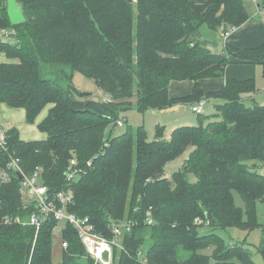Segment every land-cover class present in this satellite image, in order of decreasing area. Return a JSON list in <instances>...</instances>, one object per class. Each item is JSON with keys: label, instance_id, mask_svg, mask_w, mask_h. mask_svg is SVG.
<instances>
[{"label": "trees", "instance_id": "16d2710c", "mask_svg": "<svg viewBox=\"0 0 264 264\" xmlns=\"http://www.w3.org/2000/svg\"><path fill=\"white\" fill-rule=\"evenodd\" d=\"M26 21L12 25L7 0H0V28L15 30V42L0 40V103L24 108L41 140L26 141L8 128L9 156L20 158L25 174L42 169L50 194L71 189L68 211L88 217L96 232L112 238V223L134 221L132 231L115 247L116 264H257L242 242L227 243L218 233L200 229L261 228L257 206L264 202V105L246 104L257 81L229 80L218 92L205 93L200 80L222 77L234 57L260 63L264 43L240 48L219 41L205 44L203 27L224 39L243 25L249 12L243 0H17ZM42 64L57 72L44 75ZM94 80L105 100L91 99L74 84L75 73ZM173 80H193V93L169 94ZM215 99L217 113L199 115L197 125L175 128L170 138L158 127L148 138L144 125L115 134L122 115ZM254 100V99H253ZM126 116V115H125ZM213 118V119H212ZM191 147L182 167L169 178L166 166ZM72 160L79 176L69 181ZM190 175L195 180L190 179ZM19 179L0 190L1 215L27 216ZM234 191L244 201L236 204ZM152 219L153 223L148 220ZM197 219L206 223L199 224ZM59 222L48 219L36 228L0 224V264H94L73 224L61 230L62 258H53ZM153 244L144 252L147 238ZM213 252L207 254L206 249ZM142 252L139 258V253Z\"/></svg>", "mask_w": 264, "mask_h": 264}, {"label": "rangeland", "instance_id": "374dc122", "mask_svg": "<svg viewBox=\"0 0 264 264\" xmlns=\"http://www.w3.org/2000/svg\"><path fill=\"white\" fill-rule=\"evenodd\" d=\"M248 2H252L251 0H247ZM263 2L260 0L259 3ZM258 3L252 4V6H256ZM262 4V3H261ZM264 8V5H263ZM8 33H13L14 29L7 28ZM202 38L205 40H210L212 38L217 39V34L208 29L207 27H203L201 30ZM15 37L11 38V42H15ZM220 47L214 48V50H218ZM0 61L8 62L9 59L4 54H0ZM43 72L45 77L47 78H53L57 79V72L55 69L51 68L50 66H46L42 64ZM257 91L253 95L252 98L246 99V104L253 106L256 103L260 105H264V76H258L257 77ZM259 81L262 82L263 85L259 86ZM74 84L78 88V90L81 93H90L91 99H99V100H105L106 99V93L100 89L94 80L86 77L84 74L77 72L74 76ZM254 99V100H253ZM216 101L214 99H209V102L205 105L203 115L211 116L217 113L216 107H215ZM0 106H8L7 104H0ZM48 108L44 109L42 113L38 116L36 123L38 124L40 121L43 120V118L47 115ZM26 112V111H25ZM126 115V116H125ZM199 115L198 113L193 111V106L191 104L187 103H181L179 105H174L170 108H164V109H154V110H148L146 112H140L135 109H132L122 116L124 118L127 117V121L124 125H117L114 128L115 134H121L125 132L128 125H130L134 130L144 125L147 132H148V138L150 140L155 139L157 135L158 127H163L164 130V137L170 138L172 131L180 126H187V125H197L199 121ZM3 115L0 114L1 122H3V129L7 130L8 127L17 125V123H25L26 120V113L24 117L19 116V114L15 115V118L12 119H5L2 118ZM213 119V118H212ZM12 123V124H11ZM38 127V126H37ZM38 132L45 135L44 132L40 131L38 129ZM192 151V148L189 147L187 150L177 159H175L172 162H169L166 166V173L170 176L178 171L185 160L188 158L190 152ZM191 180H195V177L193 175H190ZM234 196L236 200V204L242 208H244L245 204L240 196V194L237 191H234ZM257 213H258V220L260 223H264V202H259L257 206ZM66 221H60L59 225L56 227L54 231V237H53V258L56 261H60L62 258V234L61 230L65 226ZM212 231L218 233L220 236H222L227 243H235V242H242L246 239V246L251 250L253 254L254 260L257 262V264H264V254L259 252V247L261 245V241L263 238V233L261 228H256L250 232L247 230H243L241 228H227V229H215L213 230L209 226H204L200 229L201 234H208ZM153 244V241L151 238H147L146 243L144 245V252L147 251V249ZM207 254H211L213 252V248L210 247L206 249L205 251Z\"/></svg>", "mask_w": 264, "mask_h": 264}, {"label": "built area", "instance_id": "2783aa9c", "mask_svg": "<svg viewBox=\"0 0 264 264\" xmlns=\"http://www.w3.org/2000/svg\"><path fill=\"white\" fill-rule=\"evenodd\" d=\"M13 37H15V30L13 33H8L7 28H0V40L11 42L10 39ZM205 105L206 100L201 99L193 105V111L202 114ZM118 124H123L121 119ZM75 163L76 161L72 160L71 166L66 172V178L69 181L76 180L79 176L77 169H72V165ZM15 175H17L20 182L19 192L23 198V209L35 208V210L33 209L26 219L19 215L0 214V224L7 225L19 222L23 225L35 227L36 234H38L41 226L48 219H55L58 222L62 220L66 221V223L69 222L76 228L87 253L94 259V264H116L115 247L123 249V236L132 231L136 222L129 220L113 222L111 227L112 238L96 232L94 224L88 217H79L68 211V205L74 199V193L71 189H64L52 196L49 188L43 183L41 168H37L31 174L24 173L20 158L9 156L7 131L0 126V190L4 185L9 184ZM20 176H22V179L19 178ZM148 222L153 223L152 219H149ZM196 222L199 224L206 223L202 219H197ZM62 246L66 248L68 246L67 242H63ZM141 254L142 252L139 253V258H142ZM142 262L148 264L146 258Z\"/></svg>", "mask_w": 264, "mask_h": 264}, {"label": "crops", "instance_id": "0c3cea01", "mask_svg": "<svg viewBox=\"0 0 264 264\" xmlns=\"http://www.w3.org/2000/svg\"><path fill=\"white\" fill-rule=\"evenodd\" d=\"M243 1L249 12L250 18L243 25L233 29L226 37H224V39L221 38L220 33H218L217 39L219 41L223 40V42L225 43H230L243 49L255 48L261 45L262 43H264V8H263L264 1L261 2L262 4L259 3L260 1H253V0H251L252 2H248L247 0H243ZM253 2L258 4L256 6H252ZM262 75H263L262 64L240 62L236 58L232 57L231 63L227 66L224 76L204 78L201 79L199 82L201 89L205 93H209V92H218L222 90L225 84L231 79H238V80H248L252 78L257 79L258 76H262ZM260 85H263L261 81H259V86ZM194 86H195V81L193 80H173L170 82L169 94L172 98H181V97L189 96L193 93ZM204 99L206 100V98ZM215 101L217 102V100ZM208 102L209 100L207 99L206 104ZM185 103L191 104L193 106L197 102L196 103L185 102ZM25 113L26 112L24 108H12L9 106L7 107L0 106V114L3 115L2 117L3 119H5L6 117L7 119L10 120L12 118H15L14 116L17 114H19V116L21 117H24ZM1 120H0V126L3 128V122H1ZM15 127L19 130L20 137L26 141L41 140L47 137L46 133L44 135L38 132L37 123L29 124L25 120V123L22 122L17 123ZM166 177L169 178L170 175L166 173Z\"/></svg>", "mask_w": 264, "mask_h": 264}, {"label": "water", "instance_id": "95a60500", "mask_svg": "<svg viewBox=\"0 0 264 264\" xmlns=\"http://www.w3.org/2000/svg\"><path fill=\"white\" fill-rule=\"evenodd\" d=\"M7 13L12 25H19L26 21V16L23 12V6L18 3L17 0H7ZM204 42L210 47H219L218 41L205 40ZM19 178L22 179V176H20Z\"/></svg>", "mask_w": 264, "mask_h": 264}]
</instances>
